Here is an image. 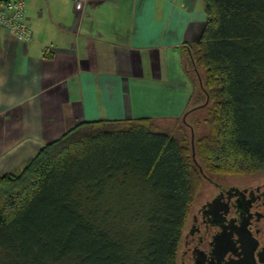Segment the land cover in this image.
<instances>
[{
	"label": "trees",
	"instance_id": "obj_1",
	"mask_svg": "<svg viewBox=\"0 0 264 264\" xmlns=\"http://www.w3.org/2000/svg\"><path fill=\"white\" fill-rule=\"evenodd\" d=\"M204 2L192 156L147 120L81 123L0 177L2 264H178L201 180L264 170V0Z\"/></svg>",
	"mask_w": 264,
	"mask_h": 264
},
{
	"label": "crops",
	"instance_id": "obj_2",
	"mask_svg": "<svg viewBox=\"0 0 264 264\" xmlns=\"http://www.w3.org/2000/svg\"><path fill=\"white\" fill-rule=\"evenodd\" d=\"M29 42L0 26V177L83 122H177L196 95L204 0H25Z\"/></svg>",
	"mask_w": 264,
	"mask_h": 264
},
{
	"label": "flooded vegetation",
	"instance_id": "obj_3",
	"mask_svg": "<svg viewBox=\"0 0 264 264\" xmlns=\"http://www.w3.org/2000/svg\"><path fill=\"white\" fill-rule=\"evenodd\" d=\"M204 179L178 264H264V170Z\"/></svg>",
	"mask_w": 264,
	"mask_h": 264
},
{
	"label": "rangeland",
	"instance_id": "obj_4",
	"mask_svg": "<svg viewBox=\"0 0 264 264\" xmlns=\"http://www.w3.org/2000/svg\"><path fill=\"white\" fill-rule=\"evenodd\" d=\"M207 97L204 96H199V98L197 99V101L195 102L194 106H191L192 108H194L195 110H192V112L189 114V117L186 118V123L184 122V119H180L177 122H169V123H165V124H161L160 126H153L155 130L159 131V132H163L166 134H170L171 136L176 137L179 141H182L184 139H187L186 143L189 146L190 149V155L192 156V151L194 149H196V147H193V140H194V146H195V142L198 138L206 135L208 133V128L205 125V121L209 116L210 110L209 108H201L202 105L205 104V102ZM190 107V109H191ZM197 107V108H195ZM199 107V108H198ZM188 123V124H187ZM192 136L194 137V139L192 140ZM195 155V154H193ZM196 158L197 160L200 162L201 158L198 157L197 154V150H196ZM208 172V171H206ZM210 177H235V176H242L239 174H230V175H224V174H211L209 175ZM201 184H202V188L200 189V191L208 186L207 182L205 181V179L201 180ZM199 191V193H200ZM198 198V196H197ZM2 251L0 250V264L2 261ZM66 264V263H64Z\"/></svg>",
	"mask_w": 264,
	"mask_h": 264
},
{
	"label": "built area",
	"instance_id": "obj_5",
	"mask_svg": "<svg viewBox=\"0 0 264 264\" xmlns=\"http://www.w3.org/2000/svg\"><path fill=\"white\" fill-rule=\"evenodd\" d=\"M75 9L83 11L90 0H72ZM0 26L13 33L19 40L29 42L34 32L27 17L25 0H0Z\"/></svg>",
	"mask_w": 264,
	"mask_h": 264
}]
</instances>
